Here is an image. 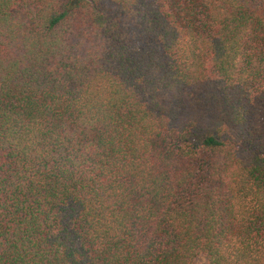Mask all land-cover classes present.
<instances>
[{
	"label": "trees",
	"instance_id": "obj_1",
	"mask_svg": "<svg viewBox=\"0 0 264 264\" xmlns=\"http://www.w3.org/2000/svg\"><path fill=\"white\" fill-rule=\"evenodd\" d=\"M264 264V0H0V264Z\"/></svg>",
	"mask_w": 264,
	"mask_h": 264
},
{
	"label": "rangeland",
	"instance_id": "obj_2",
	"mask_svg": "<svg viewBox=\"0 0 264 264\" xmlns=\"http://www.w3.org/2000/svg\"><path fill=\"white\" fill-rule=\"evenodd\" d=\"M194 264H208L206 259L204 257H198L195 261Z\"/></svg>",
	"mask_w": 264,
	"mask_h": 264
}]
</instances>
